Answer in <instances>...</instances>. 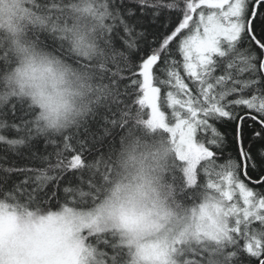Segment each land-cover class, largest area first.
I'll return each instance as SVG.
<instances>
[{
  "label": "snow or ice",
  "instance_id": "obj_1",
  "mask_svg": "<svg viewBox=\"0 0 264 264\" xmlns=\"http://www.w3.org/2000/svg\"><path fill=\"white\" fill-rule=\"evenodd\" d=\"M0 144V264H264V0H0Z\"/></svg>",
  "mask_w": 264,
  "mask_h": 264
},
{
  "label": "clouds",
  "instance_id": "obj_2",
  "mask_svg": "<svg viewBox=\"0 0 264 264\" xmlns=\"http://www.w3.org/2000/svg\"><path fill=\"white\" fill-rule=\"evenodd\" d=\"M64 89L63 97L57 95L56 88L49 89L48 106L41 110L40 124L47 133H58L68 127L76 112L87 103L89 89L79 82L58 85ZM94 87V85H93Z\"/></svg>",
  "mask_w": 264,
  "mask_h": 264
},
{
  "label": "trees",
  "instance_id": "obj_3",
  "mask_svg": "<svg viewBox=\"0 0 264 264\" xmlns=\"http://www.w3.org/2000/svg\"><path fill=\"white\" fill-rule=\"evenodd\" d=\"M146 27L148 29V32L150 33L147 36V40L151 41L153 39V35L151 33H154L158 30L157 26L149 23L148 25H146ZM160 42H162V39ZM172 47L174 49L175 45H173ZM130 57L132 60H136L137 59V53L135 51L130 53ZM125 75H127V73H125ZM154 76L156 77V80H155L156 86L161 88V96H162L161 110L165 111L166 118L168 119L169 122H172V120H171V109H168L167 104H166V95H167V91L173 90V89L171 88L170 85L165 86V85L159 83L160 80L166 78L164 76V74L159 71V69H157V71L154 72ZM105 82H107V81H105ZM137 91H138V89H137ZM148 111L149 110H147L146 108L143 110V114H144L145 119L148 118ZM249 123H251V121H249ZM216 126L219 129V131L221 132V134L226 136V148H225L224 153L221 155L220 159H224L229 155L234 156L235 155V144L233 142V137L235 135L234 124L232 122L223 123V124L218 123ZM9 135H11V134L9 133ZM40 145H43V140L40 141ZM4 155L8 156V160L0 161V162L4 163L6 166L12 162H15L17 165H20V166L28 163V161L26 159H22L19 156H16L15 153L7 152V146L0 144V156H4ZM179 175L180 174L178 173V176ZM207 179H208V177L203 173V169H201L200 175L198 176V183L203 185L207 182ZM212 179H217V178L215 176H212ZM178 183H179V181H178ZM53 210H56V209H53Z\"/></svg>",
  "mask_w": 264,
  "mask_h": 264
}]
</instances>
